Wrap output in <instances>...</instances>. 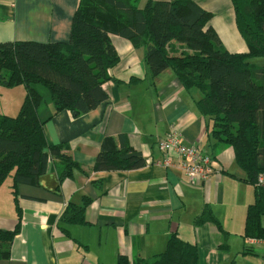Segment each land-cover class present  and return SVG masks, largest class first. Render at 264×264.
I'll use <instances>...</instances> for the list:
<instances>
[{
	"label": "crops",
	"instance_id": "0c3cea01",
	"mask_svg": "<svg viewBox=\"0 0 264 264\" xmlns=\"http://www.w3.org/2000/svg\"><path fill=\"white\" fill-rule=\"evenodd\" d=\"M193 1L213 15L210 25L225 50L248 52L231 0ZM79 4L80 0H0V43L68 42ZM112 41L120 61L111 71L113 78L103 86L108 100L78 118L63 111L44 126L49 144L68 145L67 154L82 168L60 183L57 172L49 167L37 185L19 184L16 194L12 178L0 187V230L13 232L19 225L9 255L0 264H118L121 257L130 262L150 260L165 251L174 233L198 244L201 264H264V245H252L244 237L243 245L237 244L231 224L221 218L234 214L225 210L233 209L235 203H248L247 214L255 189L245 182L246 173L237 165L233 150L213 139L212 124L197 106L200 92L185 89L172 70L152 77L145 47L118 35ZM173 46L177 54L189 52L186 45ZM253 66L262 67L264 61ZM53 109L52 105L41 107L40 114L46 118ZM171 131L180 135L184 145L211 156L219 171L195 183L180 161L165 167L159 144ZM105 137L141 152L146 166L95 171ZM245 186L252 188L253 196L240 199L244 189L249 191ZM234 195L239 198L236 202ZM85 198L91 200L87 224L62 223L68 206H81ZM206 206L230 233L229 251L220 248L224 240L214 224L195 229V219ZM233 247L238 249L237 262ZM247 248L252 252L245 253Z\"/></svg>",
	"mask_w": 264,
	"mask_h": 264
},
{
	"label": "trees",
	"instance_id": "16d2710c",
	"mask_svg": "<svg viewBox=\"0 0 264 264\" xmlns=\"http://www.w3.org/2000/svg\"><path fill=\"white\" fill-rule=\"evenodd\" d=\"M141 1L80 0L68 42L0 43V86L24 87L27 92L17 116L3 115L0 109V187L12 178L16 194L19 184L37 185L49 167L60 183L82 168L67 154L68 145L49 144L44 126L63 111L78 118L108 100L103 86L120 61L112 41L118 35L146 48L145 62L152 77L172 70L185 89L200 92L197 106L212 124L213 139L233 150L237 165L246 173L245 182L255 189L243 237L264 239V189L258 184L264 175V66L250 63L264 58V0H231L247 53L225 50L210 25L213 15L193 0H147L143 7ZM176 44L186 45L189 52L177 54ZM44 105L54 107L46 118L40 114ZM145 166L141 152L105 137L94 170ZM90 203L85 198L81 206L69 205L61 222L86 225ZM207 223L218 228L224 240L220 248L229 251L230 233L209 206L196 217L195 229ZM18 232L19 225L13 232L0 230V260L8 257ZM200 260L198 244L174 233L165 251L152 259L130 262L121 257L118 264H201Z\"/></svg>",
	"mask_w": 264,
	"mask_h": 264
},
{
	"label": "built area",
	"instance_id": "2783aa9c",
	"mask_svg": "<svg viewBox=\"0 0 264 264\" xmlns=\"http://www.w3.org/2000/svg\"><path fill=\"white\" fill-rule=\"evenodd\" d=\"M159 147L164 154L162 164L172 167L175 160L180 161L184 173L195 183L207 181L220 169L211 156L199 152L195 146L184 145L180 135L174 131L169 132ZM258 184L264 189V175L259 177ZM249 243L255 246L264 245V239H249Z\"/></svg>",
	"mask_w": 264,
	"mask_h": 264
},
{
	"label": "rangeland",
	"instance_id": "374dc122",
	"mask_svg": "<svg viewBox=\"0 0 264 264\" xmlns=\"http://www.w3.org/2000/svg\"><path fill=\"white\" fill-rule=\"evenodd\" d=\"M146 4V0L141 1V7H143ZM187 49V48H186ZM261 59L264 58H253L250 60L252 64H257V65H262L263 61ZM41 91L47 93V91L44 88H41ZM26 90L24 87H15V88H7L4 86H0V104H1V113L3 115H8V116H17L19 114V108L21 103H23L24 98L26 96ZM47 105H44L43 108H46ZM11 178H8L6 182L3 184L4 186L7 184V182L10 181ZM249 191H246L244 189V192L240 194V199L242 198H247V194L249 196H253V190L250 186H245ZM232 193V192H231ZM251 194V195H250ZM239 196V195H238ZM237 198V195H234V201L236 202L239 200ZM239 203H235L233 209L225 210V214H231L232 212L234 213L233 215H226L224 217H221L223 219V222L227 220L231 226H232V233L235 236V240L237 244L243 245V229H244V222H245V215H246V206L247 204L243 205H238ZM238 249H235L233 247L232 249V256L233 259L237 262V256H238ZM240 264V263H238Z\"/></svg>",
	"mask_w": 264,
	"mask_h": 264
}]
</instances>
